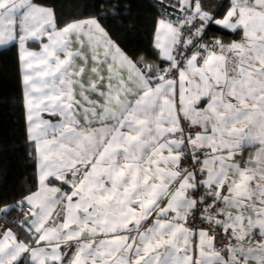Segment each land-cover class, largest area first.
Segmentation results:
<instances>
[{"label":"snow or ice","instance_id":"6c2138e0","mask_svg":"<svg viewBox=\"0 0 264 264\" xmlns=\"http://www.w3.org/2000/svg\"><path fill=\"white\" fill-rule=\"evenodd\" d=\"M172 7L148 63L95 17L61 27L38 0H0L37 166L36 190L0 209L30 207L0 264H264V0Z\"/></svg>","mask_w":264,"mask_h":264},{"label":"trees","instance_id":"16d2710c","mask_svg":"<svg viewBox=\"0 0 264 264\" xmlns=\"http://www.w3.org/2000/svg\"><path fill=\"white\" fill-rule=\"evenodd\" d=\"M226 1L201 0L205 10L212 12ZM38 3L54 10L61 27L76 19L97 18L134 61L144 56L148 63H161L158 50L153 47L156 22L165 11L174 15L179 13L178 7H172L177 0H38ZM117 4L120 6L116 7ZM207 35L209 38L218 37L224 43L239 36L214 25L209 27ZM31 151L32 144L26 136L18 49L7 45L0 48V209L15 206L36 190L37 166L33 156L29 155ZM25 206L10 209L7 213L0 211V222L9 224L21 237L28 239L26 228L18 223Z\"/></svg>","mask_w":264,"mask_h":264},{"label":"crops","instance_id":"0c3cea01","mask_svg":"<svg viewBox=\"0 0 264 264\" xmlns=\"http://www.w3.org/2000/svg\"><path fill=\"white\" fill-rule=\"evenodd\" d=\"M227 2V1H226ZM44 6V5H43ZM46 7H48V6H46ZM50 8V7H49ZM52 9V8H51ZM179 14V13H178ZM178 14H176V15H178ZM85 19H87V18H85ZM100 23V22H99ZM102 26V25H101ZM103 27V26H102ZM108 33V32H107ZM109 35V34H108ZM109 37L111 38V36L109 35ZM240 39V35L237 37V38H230L228 41H226L225 42V44H228V43H231L233 40H239ZM111 40L112 41H114L112 38H111ZM115 42V41H114ZM115 44L116 45H118L116 42H115ZM5 46H7V45H5ZM119 46V45H118ZM2 47H4V46H0V48H2ZM31 47V46H30ZM75 47V46H74ZM120 47V46H119ZM31 48H33V47H31ZM33 49H35V50H38V48H33ZM120 49L122 50V48L120 47ZM130 59H132L124 50H122ZM133 60V59H132ZM134 61V60H133ZM135 62V61H134ZM248 151H251V149H249ZM54 183H56V186H59V184H58V182H54ZM5 229H11V231L14 233V234H16L17 236H18V238L20 239V240H22V241H25V242H27V240L28 239H26V238H23V237H21L18 233H17V231L14 229V228H12L9 224H6V223H2V226L0 227V233H2Z\"/></svg>","mask_w":264,"mask_h":264},{"label":"built area","instance_id":"2783aa9c","mask_svg":"<svg viewBox=\"0 0 264 264\" xmlns=\"http://www.w3.org/2000/svg\"><path fill=\"white\" fill-rule=\"evenodd\" d=\"M24 212L25 213L30 212V207L26 205L24 208ZM24 218H25L24 215L21 214L20 219L18 220V223L23 221ZM216 240H217V248H220L222 245L226 246L230 242L228 239L222 238L221 236H217Z\"/></svg>","mask_w":264,"mask_h":264},{"label":"water","instance_id":"95a60500","mask_svg":"<svg viewBox=\"0 0 264 264\" xmlns=\"http://www.w3.org/2000/svg\"><path fill=\"white\" fill-rule=\"evenodd\" d=\"M141 58H143L145 60V57L144 56H142ZM141 58H139L138 60H140ZM151 63H153V62H151ZM155 63H157V62H155Z\"/></svg>","mask_w":264,"mask_h":264},{"label":"bare ground","instance_id":"6f19581e","mask_svg":"<svg viewBox=\"0 0 264 264\" xmlns=\"http://www.w3.org/2000/svg\"><path fill=\"white\" fill-rule=\"evenodd\" d=\"M2 226V223L0 222V227Z\"/></svg>","mask_w":264,"mask_h":264}]
</instances>
